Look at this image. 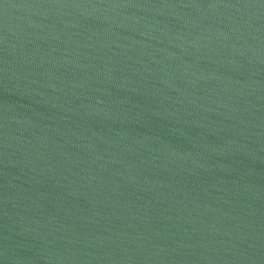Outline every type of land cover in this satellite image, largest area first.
<instances>
[{
	"label": "water",
	"instance_id": "obj_1",
	"mask_svg": "<svg viewBox=\"0 0 264 264\" xmlns=\"http://www.w3.org/2000/svg\"><path fill=\"white\" fill-rule=\"evenodd\" d=\"M0 264H264V0H0Z\"/></svg>",
	"mask_w": 264,
	"mask_h": 264
}]
</instances>
